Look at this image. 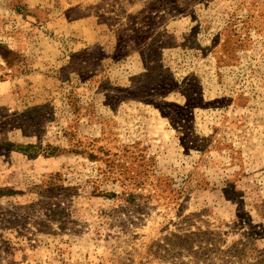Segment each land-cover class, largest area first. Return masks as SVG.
<instances>
[{
	"label": "rangeland",
	"instance_id": "374dc122",
	"mask_svg": "<svg viewBox=\"0 0 264 264\" xmlns=\"http://www.w3.org/2000/svg\"><path fill=\"white\" fill-rule=\"evenodd\" d=\"M0 264H264V0H0Z\"/></svg>",
	"mask_w": 264,
	"mask_h": 264
},
{
	"label": "trees",
	"instance_id": "16d2710c",
	"mask_svg": "<svg viewBox=\"0 0 264 264\" xmlns=\"http://www.w3.org/2000/svg\"><path fill=\"white\" fill-rule=\"evenodd\" d=\"M57 151L59 150L53 149V152L46 154L44 153L45 151L41 147H37V146H27L24 150V152L31 157H37L39 155H44V154H46L45 156H55L57 154Z\"/></svg>",
	"mask_w": 264,
	"mask_h": 264
}]
</instances>
